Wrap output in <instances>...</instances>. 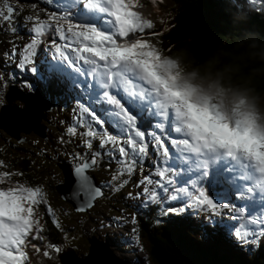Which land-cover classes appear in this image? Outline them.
<instances>
[{
	"label": "snow or ice",
	"instance_id": "6c2138e0",
	"mask_svg": "<svg viewBox=\"0 0 264 264\" xmlns=\"http://www.w3.org/2000/svg\"><path fill=\"white\" fill-rule=\"evenodd\" d=\"M25 7L28 38L20 48L9 41L13 46L3 53L5 67L14 62L45 92L54 89L58 99L74 102V123L66 127V135H79L77 147L85 149L72 154L77 161L76 210L85 212L106 198L105 187L119 192L139 168L142 178L133 188L142 191L129 192L130 199L142 200L145 208L158 206L161 215L189 209L207 213L212 230L227 241L258 247L264 240V135L250 123L227 120L214 106L193 103L176 85L172 62L144 38L154 25L134 10L140 7L138 0H38L30 5L0 0V29L15 36V18ZM42 46L51 57L38 62ZM16 86L32 96L41 91L23 75L0 72V107L7 103L9 88ZM27 111L21 103L18 112ZM59 142L72 140L62 135ZM104 157L118 167L110 181L97 185L88 173ZM150 157L152 168L144 174ZM8 169L0 160V264H32L29 246L37 259H51L53 252L61 253V245L49 240L41 248L33 243L45 239L40 207L54 215L43 186L15 180L25 174ZM130 222L137 224L135 214ZM53 223L61 228L58 220Z\"/></svg>",
	"mask_w": 264,
	"mask_h": 264
},
{
	"label": "rangeland",
	"instance_id": "374dc122",
	"mask_svg": "<svg viewBox=\"0 0 264 264\" xmlns=\"http://www.w3.org/2000/svg\"><path fill=\"white\" fill-rule=\"evenodd\" d=\"M11 3L13 5H16V0H11ZM25 4L30 5L31 2ZM139 5L140 7L134 10L139 11L145 19L152 21L154 25L152 29H146L145 33L143 34L144 38L152 43L155 47L159 48L164 58L172 57L169 52H166L164 50L161 44L162 41L161 39H159V36L161 34L160 30L162 29H160V27L164 25V21L160 19L161 13L156 8L153 9L152 7L141 5L140 2ZM39 6L42 8L47 7V5L42 2L39 3ZM28 14L29 10L27 7H25V11L16 16L15 22L18 31L15 36H13L11 32L0 29V72H3L5 74H7L8 72H15L17 78L23 75L25 79L33 81L37 84L38 87L42 88L40 82L37 81L32 74H22L19 69L15 67L14 62L8 61V66L5 67L3 53L5 52V50H11L13 46L9 43V41H14L18 48L22 47L23 44L27 41L28 36L27 30L24 27V16ZM19 15L21 17L18 19ZM6 27L7 25H4V28ZM39 53L41 54V60L45 57V55L49 58L51 57V53L46 51V46H42ZM5 79H7V75H5ZM24 92L26 93V90ZM0 94H2V90H0ZM45 96L48 100V95ZM16 104L20 106L21 103L16 102ZM61 105L63 106V104ZM69 106H71V104ZM56 107L57 106L54 105L53 112L48 113L47 119L42 123L44 133L47 136L46 142H44L34 134H22L21 136L24 141L18 143L0 130V160L5 161L6 164L9 165L8 170L21 171L25 174L23 178L15 177V180L28 182L32 185L43 186L49 205L54 212V215L46 214V217H49L52 221L58 220L61 225V228H57L61 231L63 236V246L61 252H64L68 247H73L76 249L78 255L82 257H84V255L87 256L89 254V248L91 245L90 239L96 238L99 240V243H102L100 247V255L107 264H156L151 255L150 242L146 238V236H143L141 234L139 230L138 215L141 214H139V212L135 210V208L139 206V209L140 207H142L144 213L145 211L147 213L150 209V206H148L147 208H143L142 200H134L128 197L129 192L135 193L137 191H142V189L133 188V183H137L142 178L139 168L131 177V182L119 192H112L110 188L105 187L106 198L98 200L95 207L88 213L75 214L72 208L69 205L65 204V202H63L59 198L56 192H53L54 185L60 184L63 180L62 175L58 170L57 163H68L72 167H75L77 161L73 159L72 154L74 152L85 151L82 146L77 147V145L81 143L79 135L72 138L66 135V127L74 123V120L72 118L73 116H70L73 114L65 116V113L62 112V109H58ZM62 135H64L65 140L71 139L72 142L61 144L59 140ZM96 143L98 145V141ZM24 160H29V172L27 173H25L23 170L24 164L22 162ZM108 165V158L103 159L99 166L94 171L90 172L96 177V181L100 184L110 181L112 172H114L117 168V164L115 163V161H113L111 165ZM151 168L152 166L149 168L144 167V174H148ZM145 171L147 173H145ZM171 203L172 202H170V204ZM178 205L182 206L181 204ZM152 209L156 212L155 216L157 215V217L152 220V225H155V228L157 229L156 231H159L161 234V232H163V229L169 226V224L165 222L164 219H162V215H160L161 213H159L160 211L158 206L153 205ZM43 210H45L46 213L45 206L40 207L38 214L41 215ZM185 213H191V215L193 214L192 210L189 209L188 211L177 215L183 216ZM133 214L137 216L136 225H133L130 222L131 216ZM196 214L197 215L195 216V220H193L192 222L188 220L186 222L184 221L185 229H182L184 230L182 232L188 234V232H190V230L194 228L200 230L204 229V235H201L198 240L204 243H210L211 238L208 237V233L210 232L209 230H212V225L210 226L208 223V214ZM167 215L171 218H174L173 216H175V214ZM121 217H123L124 219H120ZM157 218H159V223H157ZM225 218L226 220H229L233 223V221L230 220L227 216H225ZM179 219L183 220V218L180 217ZM212 219L220 220V218H216L215 216L212 217ZM41 222L45 226L44 218ZM202 225H207V231ZM133 227H136L137 229L135 233H133L132 231ZM42 235L44 236V232L42 233ZM113 235H119L120 240L122 242H127V244L117 248L116 239H112L114 237ZM218 236H221V234H219ZM219 240L221 242L218 246L222 252H239L237 254L245 257L244 250H246L247 248H249V250H251L252 252L257 251V246H236L234 241L229 242L224 238V236H221ZM40 241L41 240H38L37 243ZM44 241L45 239L42 240V242ZM33 243H36V241H34ZM109 244H111L112 246L110 247ZM28 252L30 257H32V264H35L34 261L36 259L34 258V256L36 254L31 246H29ZM58 255L59 254L54 253V256Z\"/></svg>",
	"mask_w": 264,
	"mask_h": 264
},
{
	"label": "trees",
	"instance_id": "16d2710c",
	"mask_svg": "<svg viewBox=\"0 0 264 264\" xmlns=\"http://www.w3.org/2000/svg\"><path fill=\"white\" fill-rule=\"evenodd\" d=\"M30 2L34 4L38 3V0ZM139 2L141 5L156 8L161 13L160 19L164 21V25L160 27L162 29L159 39L164 50L172 57L178 52L183 53L185 63L192 68L203 65L213 56L219 60L217 67L239 65L240 71L234 74L233 82L250 80L264 96V0H139ZM20 17L19 15L18 19ZM44 93L55 102L56 108L62 109L65 116L73 114V101L66 98L58 99L59 94L54 89ZM144 126L146 127L147 123ZM28 161L22 162L25 173L29 172ZM150 162L151 158L149 162L146 161L145 166H150ZM178 204L180 203L173 202L170 206L181 207ZM149 206L147 213H144L142 207L139 211L137 208L135 210L141 214L138 215L141 234L149 240L151 255L156 264H264V240L260 241L257 251L252 252L249 248L247 251L244 250L245 257L237 254L239 252H222L218 245L223 235L218 236L216 231L210 230L208 233L212 240L210 243L198 240L204 235V229L194 228L188 234L182 232L184 231L182 229H185L184 221L195 220L197 214L191 213H185L183 216L175 214L174 218L162 215V219L169 226L160 234L156 231L155 225H152V220L157 217L156 212L152 209L153 206ZM44 221L45 241L39 243L41 248L49 240L53 244L63 246L61 231L46 214ZM60 255L61 253L54 256L53 252L51 259H46L42 255L37 259L35 255L34 263L61 264Z\"/></svg>",
	"mask_w": 264,
	"mask_h": 264
},
{
	"label": "clouds",
	"instance_id": "9594fccd",
	"mask_svg": "<svg viewBox=\"0 0 264 264\" xmlns=\"http://www.w3.org/2000/svg\"><path fill=\"white\" fill-rule=\"evenodd\" d=\"M174 65L176 85L199 105H211L227 120L239 121L243 126L250 123L257 134L264 135V96L250 80L233 82L240 71L239 65L217 67V57H210L203 65L192 68L185 63L184 54L165 58Z\"/></svg>",
	"mask_w": 264,
	"mask_h": 264
},
{
	"label": "water",
	"instance_id": "95a60500",
	"mask_svg": "<svg viewBox=\"0 0 264 264\" xmlns=\"http://www.w3.org/2000/svg\"><path fill=\"white\" fill-rule=\"evenodd\" d=\"M21 2L29 3L30 0H21ZM6 101L7 105L3 106L0 110V130L6 132L19 143L23 141V138L20 137L22 134H35L36 136L47 140L42 123L46 120L47 114L53 110V104L46 101L45 96L41 91L36 96H32L24 94L17 88L12 87L6 95ZM16 102L26 103L28 111L26 113L18 112L19 107L15 105ZM59 168L63 172L64 183L57 186L56 190L64 201L74 207L75 212H79L76 210L79 206V200L74 195L77 189L74 170H72L67 164H61L59 165ZM90 242L91 247L89 255L84 259H79L74 251L69 250L61 255V263L107 264L100 255V246L102 243H99L95 238L90 239Z\"/></svg>",
	"mask_w": 264,
	"mask_h": 264
},
{
	"label": "bare ground",
	"instance_id": "6f19581e",
	"mask_svg": "<svg viewBox=\"0 0 264 264\" xmlns=\"http://www.w3.org/2000/svg\"><path fill=\"white\" fill-rule=\"evenodd\" d=\"M96 184H97V181H96Z\"/></svg>",
	"mask_w": 264,
	"mask_h": 264
}]
</instances>
